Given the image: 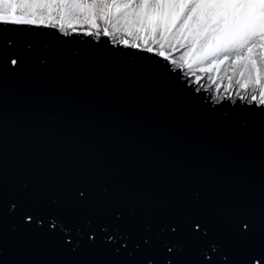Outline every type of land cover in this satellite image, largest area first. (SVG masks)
I'll return each mask as SVG.
<instances>
[{
  "label": "water",
  "instance_id": "obj_1",
  "mask_svg": "<svg viewBox=\"0 0 264 264\" xmlns=\"http://www.w3.org/2000/svg\"><path fill=\"white\" fill-rule=\"evenodd\" d=\"M4 31L23 36L4 37L0 63V264H250L264 252V112L214 105L112 37Z\"/></svg>",
  "mask_w": 264,
  "mask_h": 264
},
{
  "label": "snow or ice",
  "instance_id": "obj_2",
  "mask_svg": "<svg viewBox=\"0 0 264 264\" xmlns=\"http://www.w3.org/2000/svg\"><path fill=\"white\" fill-rule=\"evenodd\" d=\"M8 27H42L62 37L61 30L69 29L96 42L112 37L113 47L163 61L182 86L214 105L264 112V0H0L3 64L4 37L23 36L5 32ZM8 63L18 68L21 55ZM248 230L244 223L242 231ZM250 264H264V252L252 256Z\"/></svg>",
  "mask_w": 264,
  "mask_h": 264
}]
</instances>
